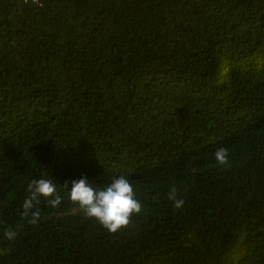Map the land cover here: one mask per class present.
<instances>
[{
    "label": "trees",
    "instance_id": "1",
    "mask_svg": "<svg viewBox=\"0 0 264 264\" xmlns=\"http://www.w3.org/2000/svg\"><path fill=\"white\" fill-rule=\"evenodd\" d=\"M120 176L112 234L69 191ZM0 264H264V0H0Z\"/></svg>",
    "mask_w": 264,
    "mask_h": 264
},
{
    "label": "clouds",
    "instance_id": "2",
    "mask_svg": "<svg viewBox=\"0 0 264 264\" xmlns=\"http://www.w3.org/2000/svg\"><path fill=\"white\" fill-rule=\"evenodd\" d=\"M214 156L219 165L230 164L227 149L219 148ZM63 186L66 188L67 182ZM26 190L28 196L22 205V216L29 218V224L36 225L40 220L41 213L36 205L40 203L41 197L53 208L61 204L62 197L52 178L42 177L33 180ZM69 199L73 204L78 205L87 217L94 219L112 234L128 228L132 223V217L142 211L141 202L136 198L132 183L124 176L114 178L103 187H94L85 177H81L72 181ZM168 199L174 202V207L177 209L184 204L183 199H177L175 187L169 190ZM5 235L12 239L15 234L6 232Z\"/></svg>",
    "mask_w": 264,
    "mask_h": 264
},
{
    "label": "built area",
    "instance_id": "3",
    "mask_svg": "<svg viewBox=\"0 0 264 264\" xmlns=\"http://www.w3.org/2000/svg\"><path fill=\"white\" fill-rule=\"evenodd\" d=\"M25 1H27V0H25ZM30 1H36V0H30Z\"/></svg>",
    "mask_w": 264,
    "mask_h": 264
}]
</instances>
